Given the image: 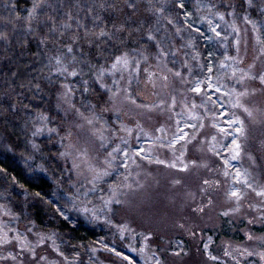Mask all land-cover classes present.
Here are the masks:
<instances>
[{"label":"rangeland","instance_id":"1","mask_svg":"<svg viewBox=\"0 0 264 264\" xmlns=\"http://www.w3.org/2000/svg\"><path fill=\"white\" fill-rule=\"evenodd\" d=\"M44 18L45 88L0 77V151L48 201L0 175V264H264V0H62Z\"/></svg>","mask_w":264,"mask_h":264},{"label":"trees","instance_id":"2","mask_svg":"<svg viewBox=\"0 0 264 264\" xmlns=\"http://www.w3.org/2000/svg\"><path fill=\"white\" fill-rule=\"evenodd\" d=\"M57 0H0V49L7 50V57L0 60V77L6 83L18 90L28 91L30 95L37 97L35 93L43 87L42 76L45 75L48 68L45 53L42 48L41 41L43 40V32L40 21H45L44 15L47 12L53 11L54 7L60 6L62 0H59L53 7ZM235 3V2H233ZM52 8V9H51ZM51 9V10H50ZM171 14L180 19L181 8L174 7L171 9ZM45 19V20H44ZM40 32V33H39ZM39 33V34H37ZM142 35L139 43L145 41L142 37L144 33H137ZM104 39L107 50L105 54L117 55L123 52L125 45L120 37H113ZM134 40L131 34V39L126 41L127 45H132ZM118 52V53H117ZM45 88V87H43ZM9 130H14L16 135L24 131L14 119L3 118ZM259 131L255 134L261 135L263 131L262 124L258 125ZM12 130V131H13ZM17 137V136H16ZM23 140V139H21ZM256 147L260 149V140H257ZM45 150L49 151V160L47 159L46 167L48 171H60L59 163L54 159L57 157L58 149H50L44 142ZM26 147V146H25ZM27 148V147H26ZM217 160V159H216ZM218 161V160H217ZM41 173L29 175L24 165L13 164L11 157L5 155L0 151V175L3 183H11L12 188H22L27 193L40 197L43 200L48 199L47 182L45 178L40 177ZM13 184L16 187H13ZM20 198H22L20 196ZM48 201V200H47ZM69 244L74 248L87 247V245L94 241L95 236L92 232L82 226L69 227Z\"/></svg>","mask_w":264,"mask_h":264},{"label":"snow or ice","instance_id":"3","mask_svg":"<svg viewBox=\"0 0 264 264\" xmlns=\"http://www.w3.org/2000/svg\"><path fill=\"white\" fill-rule=\"evenodd\" d=\"M68 50L71 51V48H69ZM75 74H76L75 72L72 73V75H75Z\"/></svg>","mask_w":264,"mask_h":264}]
</instances>
